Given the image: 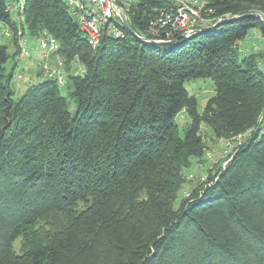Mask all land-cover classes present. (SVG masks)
<instances>
[{"label": "trees", "instance_id": "16d2710c", "mask_svg": "<svg viewBox=\"0 0 264 264\" xmlns=\"http://www.w3.org/2000/svg\"><path fill=\"white\" fill-rule=\"evenodd\" d=\"M202 1L229 18L168 45L125 30L92 49L62 0H22L21 13L0 0L17 53L24 35L46 33L57 42L49 53L84 69L61 86L45 76L14 100L16 64L6 72L0 44V264H264V0ZM160 8L138 2L130 28L143 33ZM251 31L262 41L242 53ZM198 79L214 91L201 112L184 87ZM202 128L233 150L179 199L184 170L208 160ZM54 212L68 224L33 239ZM20 236L30 245L15 254Z\"/></svg>", "mask_w": 264, "mask_h": 264}, {"label": "built area", "instance_id": "2783aa9c", "mask_svg": "<svg viewBox=\"0 0 264 264\" xmlns=\"http://www.w3.org/2000/svg\"><path fill=\"white\" fill-rule=\"evenodd\" d=\"M66 10L75 19L78 29L84 36L88 46L96 49L103 36L113 40L125 37V28L119 18V7L126 15L130 8L140 1L149 0H62ZM161 3L160 9L153 10L155 14L143 33L138 34V41L149 44V41L172 42L181 37H189L195 31L211 30L227 20L228 16H214V11L202 0H152ZM9 12L22 11V0H15L6 5ZM253 40H261L258 34L252 36ZM249 39V38H248ZM42 54L54 52L57 49V42L54 38L44 36L38 44ZM19 58L28 57V42L20 38L18 43ZM259 46H253V52H258ZM245 53L246 51H241ZM47 73V71H46ZM264 74V68H263ZM47 76L55 80L60 86L64 84V79L56 72H49ZM264 121V117H262ZM226 146H231L229 141H221ZM204 179L202 178L201 181ZM188 196V195H186Z\"/></svg>", "mask_w": 264, "mask_h": 264}, {"label": "rangeland", "instance_id": "374dc122", "mask_svg": "<svg viewBox=\"0 0 264 264\" xmlns=\"http://www.w3.org/2000/svg\"><path fill=\"white\" fill-rule=\"evenodd\" d=\"M13 1L15 0H11V2ZM11 17L15 20L17 27L19 28L17 16H15V14L13 13ZM47 35L48 34L46 33H42L40 36H38L37 39H30L27 38L26 35H24L23 38L28 40V48L30 49V52L28 54V57L20 59L17 53V48L12 43L11 32L5 27L0 28V44H3L7 47V53L9 55V59L5 65L6 72L8 73L16 64L14 68L15 79H13L12 81V85L15 91L13 96L14 100L19 99L28 86L41 82L45 76L47 77L46 71L58 73L61 78L64 79L63 85H66V81L69 76L83 74L84 69L79 63H77L76 59H72L65 64V60L63 58L54 56L52 53L42 54L39 51V41ZM253 35L254 31H251L249 33V39H245L242 42L241 46L244 49L241 48V51H246L245 49L250 48L254 42L255 44L259 45V40H253ZM238 55L239 57H241L240 51L238 52ZM262 67L263 62L260 61V70L262 69ZM39 73H41L40 77L38 75ZM184 87L190 96H194L196 98L198 112L202 111L207 100L214 95L213 84L209 79L193 80L187 82ZM60 93L62 96H66L64 88L61 89ZM68 102V109L71 113H73L75 110V105L71 101ZM175 121L178 126V134L182 136V130L189 123V120L184 114L180 113L176 117ZM201 132L205 137L206 145L208 147V160L206 161V163L204 162V164L201 165L193 161L192 166L189 169L184 170L183 173L185 174V182L180 188V191L177 195L179 199L186 196L185 192L192 190L194 186L199 181H201L202 178L205 179L206 172L202 174L201 171H205L206 168H211L212 165L215 164V162L222 163L223 160L228 157L227 154H230L233 150L231 146H226L224 143H221L220 140L214 139L207 129L202 128ZM190 175H192L193 177H191ZM142 197L143 196H141V198ZM179 199L176 200L174 207L172 208L173 210H175ZM82 208L83 205L78 204L77 210L80 211ZM65 224H68L67 217L62 213L54 212L47 216L45 219L36 223L33 233V239L37 240V238L39 237L51 235L52 233L63 227ZM29 239L30 238H26L25 236H20L14 241L13 250L15 254H21L29 247Z\"/></svg>", "mask_w": 264, "mask_h": 264}, {"label": "water", "instance_id": "95a60500", "mask_svg": "<svg viewBox=\"0 0 264 264\" xmlns=\"http://www.w3.org/2000/svg\"><path fill=\"white\" fill-rule=\"evenodd\" d=\"M116 10L119 12V18L121 20V23L123 25V27L126 29V31L132 36L134 37L135 39H139L138 36L134 33V31L130 28L128 22H127V19H126V15L125 13L119 8L116 6ZM256 17L258 19H260V21H263V19L259 16V15H256ZM208 30H202V31H195L193 32L192 34L195 35V34H203V33H207ZM171 42H155V41H149V44L150 45H158V46H162V45H168L170 44Z\"/></svg>", "mask_w": 264, "mask_h": 264}]
</instances>
